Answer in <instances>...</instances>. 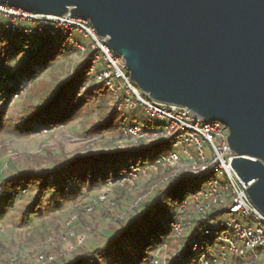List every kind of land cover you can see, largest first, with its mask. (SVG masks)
I'll list each match as a JSON object with an SVG mask.
<instances>
[{
  "label": "water",
  "instance_id": "95a60500",
  "mask_svg": "<svg viewBox=\"0 0 264 264\" xmlns=\"http://www.w3.org/2000/svg\"><path fill=\"white\" fill-rule=\"evenodd\" d=\"M87 20L151 100L228 129L231 167L264 215V0H0Z\"/></svg>",
  "mask_w": 264,
  "mask_h": 264
},
{
  "label": "trees",
  "instance_id": "16d2710c",
  "mask_svg": "<svg viewBox=\"0 0 264 264\" xmlns=\"http://www.w3.org/2000/svg\"><path fill=\"white\" fill-rule=\"evenodd\" d=\"M38 44L37 50H27L14 34L8 31L0 34V100L5 98V105L20 89L28 87L39 70L48 69L71 50L62 39L40 41ZM91 56L92 53L87 52L72 67L67 78L61 80L53 91H44L37 103H24L19 112L9 115H6L5 107L0 108V136L28 137L37 133L39 127L66 126L76 120L89 123L84 132L86 136L119 132L127 119L116 110L110 90L102 82L87 77ZM166 145L162 142L138 144L72 157H50L47 166L3 174L0 177V213L25 190L31 195L30 201L20 211L21 221L26 223L39 214L46 201L45 196L50 199L61 196L62 200V194L71 186H82L88 190L102 188L120 178L129 165L141 168L153 164L160 155L167 154L161 152ZM200 183L201 177L188 172L168 178L134 211L115 218L96 244L78 247L72 257L61 259L57 264H147L153 258L152 252L158 248L164 247L161 259L163 251L171 254L176 249V239L170 224L178 206L198 190ZM222 212V208H213L189 223L192 228H186L184 236L179 238L181 247L171 257L160 259V264H187L184 262L187 257L195 261L188 241L197 238L204 225L217 220ZM232 261L233 264H245L249 258Z\"/></svg>",
  "mask_w": 264,
  "mask_h": 264
},
{
  "label": "built area",
  "instance_id": "2783aa9c",
  "mask_svg": "<svg viewBox=\"0 0 264 264\" xmlns=\"http://www.w3.org/2000/svg\"><path fill=\"white\" fill-rule=\"evenodd\" d=\"M0 25V34L4 31L14 34L27 50H37L40 41L62 39L82 57L91 52L87 77L102 82L114 97L116 110L134 121L120 127L116 148L167 143L169 152L160 155L153 163L159 168L166 167L167 175L162 180L166 181L180 172L201 177L198 190L178 206L170 224L173 237L180 238L186 228H192L186 219L189 214L205 215L219 207L226 219L208 221L199 236L188 241L195 264H229L227 252L233 259L246 261L249 258L245 264H251L258 255H264V215L250 201L247 186L231 167L233 154L228 147L225 125L217 120H203L185 107L151 100L134 84L122 60L106 46L105 38L98 36L87 20L69 13L26 12L0 2ZM82 39L89 42L84 44ZM17 95L14 94L8 102ZM142 114L149 115L150 124L137 118ZM3 171L4 168H0V176ZM139 172L140 167L129 165L120 178L104 187L124 185L135 180ZM146 195L141 196L134 207H139ZM99 199L105 200L106 194ZM86 211L89 212L90 208ZM205 237H211L212 241H202ZM78 240L81 242L82 239ZM163 248H158L147 264H160L159 255ZM11 260L15 262V259ZM16 264H52V260L38 254L33 263Z\"/></svg>",
  "mask_w": 264,
  "mask_h": 264
},
{
  "label": "rangeland",
  "instance_id": "374dc122",
  "mask_svg": "<svg viewBox=\"0 0 264 264\" xmlns=\"http://www.w3.org/2000/svg\"><path fill=\"white\" fill-rule=\"evenodd\" d=\"M82 42L87 44L89 41L82 39ZM82 58L77 51L69 50L66 57L57 59L48 69L39 70L28 87L20 89L13 100L6 105L5 98L0 100V108L5 107V113L9 115L19 112L24 103H37L44 91H53ZM137 118H140L141 122L151 123L147 114H142V117L137 115ZM133 122L128 118L125 124ZM88 126L86 121L76 120L66 126L39 127L37 133L28 137L1 135L0 168H4L1 176L14 170L47 166L50 164V157H72L116 148L119 132H106L90 137L84 133ZM161 152L168 153V146ZM152 156L153 154L150 155ZM166 175V167L159 168L151 164L141 167L137 178L124 185L92 190L71 186L68 192L62 194V200L61 196H53L51 199L45 196L46 201L39 214L31 217L26 223L21 221L20 211L22 206L30 201L31 195L23 193L14 198L10 206L4 207L0 213V264L33 263L38 254L50 258L52 264L72 257L78 247L96 244L115 222V218L134 211L135 202L147 193L144 198L146 199L155 188L161 187L165 182L162 179ZM103 194H106V199L101 201L99 197ZM87 208H90L89 212L86 211ZM201 216L204 215L192 213L186 219L192 223ZM218 219L225 221L226 216L220 215ZM183 236L184 232L181 238ZM78 239H82L81 242ZM208 241H212L210 237ZM181 245L177 238L176 249L171 254L163 251L162 259L171 257ZM156 253L157 249L152 255ZM227 254L230 258L229 264H233L232 254ZM11 259H15V262ZM184 262L193 264L195 261L187 257ZM253 263L264 264V255H258Z\"/></svg>",
  "mask_w": 264,
  "mask_h": 264
}]
</instances>
